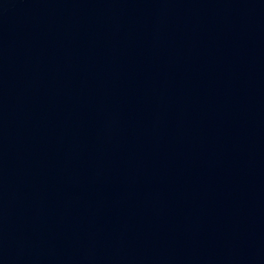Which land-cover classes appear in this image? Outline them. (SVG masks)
I'll list each match as a JSON object with an SVG mask.
<instances>
[{"label":"water","instance_id":"1","mask_svg":"<svg viewBox=\"0 0 264 264\" xmlns=\"http://www.w3.org/2000/svg\"><path fill=\"white\" fill-rule=\"evenodd\" d=\"M0 264H264V0H0Z\"/></svg>","mask_w":264,"mask_h":264}]
</instances>
